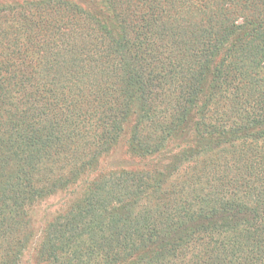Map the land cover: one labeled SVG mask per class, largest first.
<instances>
[{
  "label": "trees",
  "instance_id": "1",
  "mask_svg": "<svg viewBox=\"0 0 264 264\" xmlns=\"http://www.w3.org/2000/svg\"><path fill=\"white\" fill-rule=\"evenodd\" d=\"M125 136L143 167L102 170ZM26 255L264 264V0L0 2V264Z\"/></svg>",
  "mask_w": 264,
  "mask_h": 264
},
{
  "label": "rangeland",
  "instance_id": "2",
  "mask_svg": "<svg viewBox=\"0 0 264 264\" xmlns=\"http://www.w3.org/2000/svg\"><path fill=\"white\" fill-rule=\"evenodd\" d=\"M6 1H20V0H0V2L5 3ZM22 1V0H21ZM127 136H125L115 149L113 153L107 155L100 164V168L102 170L110 169L111 167H127V168H142L144 162L133 158L129 155L127 149ZM63 195H59L47 200L44 203H41L38 207H36V216L35 219L38 222V229L43 228V224L46 220L50 219L54 214L55 209H59L60 205L63 203ZM29 255H26L24 258L25 263L27 264ZM31 261V258H30Z\"/></svg>",
  "mask_w": 264,
  "mask_h": 264
}]
</instances>
